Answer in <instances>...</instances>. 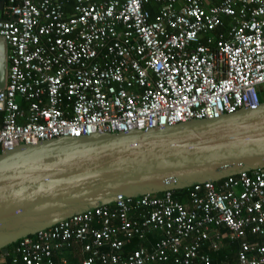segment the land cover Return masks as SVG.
Instances as JSON below:
<instances>
[{
    "label": "built area",
    "instance_id": "2783aa9c",
    "mask_svg": "<svg viewBox=\"0 0 264 264\" xmlns=\"http://www.w3.org/2000/svg\"><path fill=\"white\" fill-rule=\"evenodd\" d=\"M0 1V154L264 103V0ZM150 232L163 233L152 248L126 250ZM226 240L236 260L219 264H264V169L195 185L185 202L119 198L19 241L10 264H216L202 248Z\"/></svg>",
    "mask_w": 264,
    "mask_h": 264
},
{
    "label": "water",
    "instance_id": "95a60500",
    "mask_svg": "<svg viewBox=\"0 0 264 264\" xmlns=\"http://www.w3.org/2000/svg\"><path fill=\"white\" fill-rule=\"evenodd\" d=\"M7 50L0 37V88ZM257 169H264V103L219 119L22 145L0 154V251L7 255L9 246L119 198Z\"/></svg>",
    "mask_w": 264,
    "mask_h": 264
},
{
    "label": "crops",
    "instance_id": "0c3cea01",
    "mask_svg": "<svg viewBox=\"0 0 264 264\" xmlns=\"http://www.w3.org/2000/svg\"><path fill=\"white\" fill-rule=\"evenodd\" d=\"M152 10L155 12L157 11V8L156 7H152ZM159 236H163V233L162 232H150V234L147 236V240L145 241V243H149V247L152 248L154 246V244L157 242H155V240H157V238ZM154 238V239H153ZM141 243V242H139ZM144 242H142L143 244ZM224 247L221 249V251L219 252H214L210 246V244H206V247L204 248V250H202L203 252L206 251V253H209L211 254L214 258H217V259H220L221 261L219 262H222L224 260H230V261H235L236 260V253H237V250H238V243L237 242H229V241H225L224 243ZM230 252V253H229ZM229 254H231V258L228 256Z\"/></svg>",
    "mask_w": 264,
    "mask_h": 264
},
{
    "label": "trees",
    "instance_id": "16d2710c",
    "mask_svg": "<svg viewBox=\"0 0 264 264\" xmlns=\"http://www.w3.org/2000/svg\"><path fill=\"white\" fill-rule=\"evenodd\" d=\"M152 7H155V6H154L153 4H150V5L146 6V8H147L149 11H151V13H152V17H154L157 11L154 12V11L152 10ZM187 194H188V189H184V190H180V191H176V192H174V196H176L177 199H179V200H181V201H183V202H185V201L187 200ZM162 237H163V236H159V237L157 238V240H155V242L158 241V240H160ZM153 239H154V238H153ZM16 245H17V244H13V245L9 246L8 250H9V253H10V254H9L8 256L3 255L2 252L0 251V257H6L8 264H10V261H11V258H12V251H13V249H14V247H15ZM143 245L146 246V247H149V246H150L148 242H147V243L144 242ZM143 245H142V243H139V241L136 240V241H134V243H133L132 245L127 246L126 250L129 252V251L134 250V249L138 248L139 246H143ZM205 247H206V245L203 246L202 250H204ZM205 252H206V251H205ZM229 253H230V252H229ZM228 256L230 257V259H232V258H231V254H229ZM219 261H221V260L215 258V262H216V264H219V263H220Z\"/></svg>",
    "mask_w": 264,
    "mask_h": 264
},
{
    "label": "bare ground",
    "instance_id": "6f19581e",
    "mask_svg": "<svg viewBox=\"0 0 264 264\" xmlns=\"http://www.w3.org/2000/svg\"><path fill=\"white\" fill-rule=\"evenodd\" d=\"M0 3H1V1H0ZM1 10H3V5H2V9H0V11ZM2 38V37H1ZM4 39V38H3ZM5 40V39H4ZM6 41V40H5ZM7 43V42H6ZM7 60H8V55H9V46H8V44H7ZM8 68H9V60H8ZM7 78H8V70H7ZM6 84H7V82H6ZM6 87V86H5ZM3 89V88H2ZM15 149V148H14Z\"/></svg>",
    "mask_w": 264,
    "mask_h": 264
},
{
    "label": "rangeland",
    "instance_id": "374dc122",
    "mask_svg": "<svg viewBox=\"0 0 264 264\" xmlns=\"http://www.w3.org/2000/svg\"><path fill=\"white\" fill-rule=\"evenodd\" d=\"M262 101H264V93H263V95H262Z\"/></svg>",
    "mask_w": 264,
    "mask_h": 264
}]
</instances>
